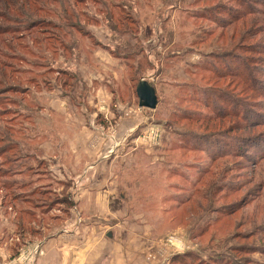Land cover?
<instances>
[{"label": "rangeland", "instance_id": "374dc122", "mask_svg": "<svg viewBox=\"0 0 264 264\" xmlns=\"http://www.w3.org/2000/svg\"><path fill=\"white\" fill-rule=\"evenodd\" d=\"M67 1L79 26L39 34L48 46L41 53L26 35L25 62L14 60L22 77L11 82L20 90L0 91L2 102L13 98L0 106L2 170L39 155L58 190L30 194L48 184L44 171L24 191L0 179V263L41 264L47 238L86 226L91 183L123 202L110 226L138 230L145 264H264V159L211 158L231 150L229 141L264 139V96L211 70L225 67L212 60L228 52L264 63V0ZM141 79L156 89L154 109L139 106ZM232 96L258 113L257 125L228 111Z\"/></svg>", "mask_w": 264, "mask_h": 264}, {"label": "trees", "instance_id": "16d2710c", "mask_svg": "<svg viewBox=\"0 0 264 264\" xmlns=\"http://www.w3.org/2000/svg\"><path fill=\"white\" fill-rule=\"evenodd\" d=\"M75 1L80 2L82 0ZM52 2L60 4V7H55ZM71 5L72 4L68 3L67 0H0V36L3 37L2 39L0 37L1 92L5 90H20L17 84H11V82L20 80L22 77V73L20 71L24 70V68L22 66L16 67L14 64V60L19 61L23 57L21 51L28 46L26 43L28 38L27 36H32L33 38H31L33 39V41H36L39 44L37 51H39L38 53H41L43 50H47L48 46L45 43L44 39H40V37L38 36L39 34H42L48 30H53L54 34L51 35L52 37L55 35L61 37L63 34L68 33V26H72L73 28H75L76 25L79 26V20ZM260 9L261 8H258L256 11L261 12ZM248 10L254 11V9L250 6L245 9V11L247 12ZM61 19H64L65 23L62 22ZM133 26L135 27L136 25L133 24ZM2 42L6 44L8 43V50H4L3 46L1 45ZM262 50L264 51V47L262 48ZM218 59H223L226 61L224 68L218 65ZM251 59L252 58L243 56L242 53L237 55L232 52H228L221 56L217 55L215 56V58H213L212 61L215 63L216 60L218 66L215 71L214 69L211 70L217 76H227L231 77V79L236 78L241 81L249 91L253 92V94L264 96V78L258 77V73H261V71L256 68L260 66V68L264 69V63L261 59L253 60V62H251ZM21 61L25 62L24 59ZM199 69L201 68L199 67ZM63 70L64 69H58V71L56 70L55 72L58 73L59 77L63 74L73 77L76 84L75 75L71 74L70 71L64 72ZM16 73H18L17 76ZM75 84L72 85V87H75ZM81 91L85 93L84 90ZM214 92L215 88L213 90H206L204 92L202 100L209 103L211 98L210 94H213ZM230 92L232 93V91ZM221 93H223V91H221L219 94ZM219 94H216V98L220 99L223 103H227L225 99L220 98ZM3 99H5L4 102H2L0 98V106L3 105V103L5 104L8 101H12L13 98L6 97ZM2 111L4 110L2 109ZM228 111L232 115L234 114L235 117L242 118V120H244V123L248 125L247 127L250 128H253L251 126L257 125V122L260 121L258 120V118H255V114L258 115V113L254 112V110L248 111L246 109V103L238 101L234 96H232V99L229 100ZM2 137L3 136L0 133V138L2 139ZM182 143H185V141ZM227 144H231V150H223V148H221L219 152H217V154L211 158L218 159L224 156L230 157L232 155H239L246 159V161L248 163H251L252 165H256L259 159H264L263 137L250 135L247 138H244L243 143L240 147L235 141H229ZM8 148H13V146H9L7 147V149ZM45 163L49 165L48 161L41 156L39 157V155L24 154L21 157H17L11 160V162L9 163L14 166L19 165L14 173H10L7 169L2 170V167L0 166V179L3 180L2 184H4V187L7 189L8 187H14L18 191H24L22 190V188L26 187L29 183L31 184L36 179L35 176L37 172L44 171V173H46L47 179H50L48 184L44 183L42 188L41 186H36L35 188L29 190L31 191L30 194L33 195L40 191L41 194H49L53 191L57 192L58 190L53 187V183H55V181L52 179V173L49 169H47ZM43 164H45V166L40 168V166ZM11 176L18 178L10 180L11 178H13ZM16 180L18 182H16ZM18 193L19 194L17 195L19 197L23 194L21 192Z\"/></svg>", "mask_w": 264, "mask_h": 264}, {"label": "crops", "instance_id": "0c3cea01", "mask_svg": "<svg viewBox=\"0 0 264 264\" xmlns=\"http://www.w3.org/2000/svg\"><path fill=\"white\" fill-rule=\"evenodd\" d=\"M53 160L61 166L58 157ZM100 179L98 176L95 184ZM89 186L82 196L85 212L90 214L84 215L88 217L86 226L75 230L72 225L67 232L61 231L47 238V252L41 264H145L137 248L140 242L138 230L132 229L129 233L127 229L120 231L121 225L110 226L111 219L117 222V215L123 212V202L110 190L103 189L105 185L98 184L95 189Z\"/></svg>", "mask_w": 264, "mask_h": 264}, {"label": "water", "instance_id": "95a60500", "mask_svg": "<svg viewBox=\"0 0 264 264\" xmlns=\"http://www.w3.org/2000/svg\"><path fill=\"white\" fill-rule=\"evenodd\" d=\"M139 106L154 109L158 104V95L154 86L147 80L141 79L137 85Z\"/></svg>", "mask_w": 264, "mask_h": 264}, {"label": "built area", "instance_id": "2783aa9c", "mask_svg": "<svg viewBox=\"0 0 264 264\" xmlns=\"http://www.w3.org/2000/svg\"><path fill=\"white\" fill-rule=\"evenodd\" d=\"M181 246H185V244H182ZM181 248V247H180Z\"/></svg>", "mask_w": 264, "mask_h": 264}]
</instances>
